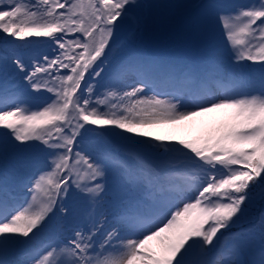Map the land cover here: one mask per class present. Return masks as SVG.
I'll return each instance as SVG.
<instances>
[{"label": "snow or ice", "instance_id": "snow-or-ice-1", "mask_svg": "<svg viewBox=\"0 0 264 264\" xmlns=\"http://www.w3.org/2000/svg\"><path fill=\"white\" fill-rule=\"evenodd\" d=\"M138 7L136 0H0V34L25 41L4 62L54 97L0 90V264H264V212L258 248L256 225L230 231L264 203V0L170 6L201 10L203 20L161 27L159 52H114L117 20L123 26ZM30 37L50 38L58 54L26 56L20 49L32 46ZM176 95L186 102L160 98ZM222 109L231 110L228 118L192 141L165 144L138 131ZM10 158L29 196L8 186ZM50 216L69 222L67 232L17 259ZM225 235L234 242L218 251Z\"/></svg>", "mask_w": 264, "mask_h": 264}, {"label": "rangeland", "instance_id": "rangeland-1", "mask_svg": "<svg viewBox=\"0 0 264 264\" xmlns=\"http://www.w3.org/2000/svg\"><path fill=\"white\" fill-rule=\"evenodd\" d=\"M207 2H209V0H136V4L142 5L143 7L135 8L130 13L128 20L124 23L123 26H120V24H121V20H123L124 18L121 17L119 20H117L116 22L117 29L114 32L112 40L109 43V48H112L114 52H120L122 50H127L134 47H140L150 52H159L161 51V44L160 41L158 40V33L161 27H168L172 25L178 26L181 21L203 20V15L201 10L176 8L170 6L207 3ZM218 2L246 3L248 2V0H218ZM141 22H143V25ZM257 23H259V21ZM213 29H215V26H213ZM76 35H80V34L77 33ZM5 36H7V34H0V90L8 89L11 92L18 93L20 98L29 99V100L31 99L32 96H39L42 100L45 101H50L51 99H53L54 97L52 96L51 93H48L43 90L40 92H36L35 90L31 89L28 85V82L24 80L19 73L14 71L10 59L7 61V63L4 62L3 57L5 55L10 56L11 50L13 48H15L17 45L25 44V41H19V40H17L15 44H11L9 43V41H12L14 38L8 36L6 41L4 39ZM213 36L214 39L218 40V33L215 32V30L213 32ZM29 39L32 41V46L23 47L20 49V51L23 52L26 56L48 55L52 57L58 54L56 50V46L51 43L50 38L30 37ZM113 41L115 42L114 45L112 43ZM77 51H80V49H77ZM105 52L107 53L108 49H106ZM97 63H99V60L97 61ZM248 63L251 64V62ZM258 66L259 65H255V67ZM63 71L67 72L68 70L65 69ZM87 78L88 77L86 74L85 79L87 80ZM93 83H95V79L93 80ZM82 88H83V82H82ZM168 88H171L172 89L171 91H173V88L171 86H169ZM105 90L106 89H101V91H105ZM213 90L217 91L218 94L219 90L216 89L215 86H213ZM167 99L171 100L174 103H179V104H183L186 102V99L184 97L177 98L172 96ZM42 106L43 105H41V107ZM227 110L228 109H222L212 113L197 116V121L201 120V122H207L205 124H208L206 127H204V129L200 132V134L196 133L194 135H189V136L185 135L181 137L174 136V138H168L170 139L168 140V142L165 140L162 142L165 144H170V143H176L180 139L192 141L194 139L202 137L208 134L213 128L218 126L222 121L228 118L229 115L225 118L222 117ZM191 120H185L178 123H169L167 125L177 126L178 124H183ZM87 127L95 128L98 126L88 125ZM3 131H6V129H0V132ZM119 131H124V130H119ZM125 135L134 136L136 139H145L144 137L139 138V136H135L134 134L131 133L125 132ZM118 141H119V137H116L115 140L112 141L113 146H116ZM50 159L51 158H49V160ZM13 163L14 160L12 158H10L7 161V166L9 170V174L7 176L8 186L10 188L15 189L19 193L20 197L26 194H30L29 191L30 186L28 188H24V185L27 183V178L21 181L19 178H17L12 174ZM3 168L4 165L0 164V171H3ZM28 175L30 176L31 173H28ZM176 179H178L179 184L183 185V187L185 186L186 183L185 180H182L180 178H176ZM258 179H264V174H262V176ZM249 190L251 191V185ZM262 212H264V203L258 201L257 204L249 210L247 216L240 222V226H238L237 228H232L230 229V231L239 234L241 230L251 231V226L256 225L255 231L252 232L251 234V238L254 241L255 248H258L260 228H259V219L257 216L259 214V218H260ZM64 221L65 220L62 218V216H56L55 218L50 216L49 220L45 221V224H47L48 227L44 230L41 237L37 239L35 242H33V244L23 249L24 252L30 251L31 246L34 247L39 246V244L42 241H46L50 236L54 234L66 233L68 230L67 226L68 225L70 226V224L69 222L67 221L64 222ZM35 231H40V229H37ZM221 231L227 233L229 230L222 229ZM219 238H220V233L217 234V238H214L213 243L215 244L217 239ZM233 242L234 241L229 235H225L223 239L220 240L219 251L222 250L224 252H227L231 248ZM216 255L217 252H212L207 257V259L211 261L216 257Z\"/></svg>", "mask_w": 264, "mask_h": 264}, {"label": "bare ground", "instance_id": "bare-ground-1", "mask_svg": "<svg viewBox=\"0 0 264 264\" xmlns=\"http://www.w3.org/2000/svg\"><path fill=\"white\" fill-rule=\"evenodd\" d=\"M231 113V110L228 109L225 114H223V118L227 117ZM200 119V118H199ZM203 119V118H202ZM206 121V120H203ZM187 123V124H186ZM207 122H201L197 121V116L192 119L191 121H187L183 124L175 125H167V124H160V125H154L149 127H144L138 129V131H148L153 134V136L161 135V136H168V138H174V136H189L194 135L198 132H201L204 127H206L208 124H205ZM135 136L136 133H131Z\"/></svg>", "mask_w": 264, "mask_h": 264}]
</instances>
